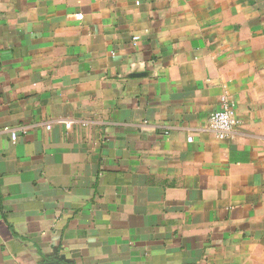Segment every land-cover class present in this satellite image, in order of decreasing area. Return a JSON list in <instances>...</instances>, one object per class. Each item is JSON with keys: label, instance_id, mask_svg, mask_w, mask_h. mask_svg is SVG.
Returning <instances> with one entry per match:
<instances>
[{"label": "crops", "instance_id": "1", "mask_svg": "<svg viewBox=\"0 0 264 264\" xmlns=\"http://www.w3.org/2000/svg\"><path fill=\"white\" fill-rule=\"evenodd\" d=\"M0 264H264V0H0Z\"/></svg>", "mask_w": 264, "mask_h": 264}, {"label": "built area", "instance_id": "2", "mask_svg": "<svg viewBox=\"0 0 264 264\" xmlns=\"http://www.w3.org/2000/svg\"><path fill=\"white\" fill-rule=\"evenodd\" d=\"M236 128L233 112L229 104L223 100L222 109L210 117L209 130L220 138L231 136ZM17 134H12V140L17 141Z\"/></svg>", "mask_w": 264, "mask_h": 264}]
</instances>
